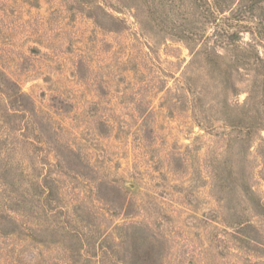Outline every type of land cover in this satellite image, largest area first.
Returning a JSON list of instances; mask_svg holds the SVG:
<instances>
[{
    "label": "rangeland",
    "instance_id": "obj_1",
    "mask_svg": "<svg viewBox=\"0 0 264 264\" xmlns=\"http://www.w3.org/2000/svg\"><path fill=\"white\" fill-rule=\"evenodd\" d=\"M93 1L103 26L76 0H0L1 70L39 111L33 145L0 121V232L20 223L0 233V264H123L125 222L152 227L160 264H264V0ZM182 28L207 40L172 36ZM234 117L260 127L249 137ZM23 154L59 158L48 210L47 168ZM73 219L92 223L96 250L58 249Z\"/></svg>",
    "mask_w": 264,
    "mask_h": 264
},
{
    "label": "trees",
    "instance_id": "obj_2",
    "mask_svg": "<svg viewBox=\"0 0 264 264\" xmlns=\"http://www.w3.org/2000/svg\"><path fill=\"white\" fill-rule=\"evenodd\" d=\"M76 4L78 5L79 10L83 12H88L89 17L95 18L96 22L100 25H104L103 21L96 16L95 11V5L93 0H76ZM100 7H98L99 9ZM94 10V11H93ZM99 12V11H97ZM104 18L108 19L111 18L114 22H117L120 24L123 22L122 19L112 16L108 13H105ZM103 28V27H102ZM152 29V28H150ZM172 36L178 38L182 41H202L205 42L207 38L203 34V31L199 30H186V28L178 29L172 31ZM196 56H200L201 54H206L207 58L209 60V63L212 64L214 61L212 56L210 54H207L205 51H196L194 52ZM258 61H261L257 58ZM1 64V63H0ZM2 65H0V95L4 96L5 107L3 109H0V121L2 123H5L10 129L8 130V135L11 137L10 141L11 144H15L17 142L22 143L23 145H26L27 143L31 145L32 143H38V140L35 141L34 139H30L27 135V129H32L31 127H28L26 125V122L29 119H31L35 124V119L38 116L39 111L35 107L34 101L25 94L21 87L16 83L14 80L9 78V76L5 75L2 72ZM209 83V82H208ZM207 83H204L199 88V92H205ZM195 94V93H194ZM205 96V95H204ZM202 101L204 102L205 97H201ZM207 99V98H206ZM215 100V99H213ZM257 116H255L256 119ZM231 119V118H230ZM235 119V117H234ZM231 126L234 130H237L238 128L246 129L247 135L250 137L251 134L255 132L256 129H258L259 122H249L247 125H243L240 118H237L235 120H232ZM258 121V120H255ZM34 130L37 129L36 126H32ZM37 138V135H36ZM243 141L241 138L239 141ZM264 140V139H263ZM33 145V144H32ZM17 146V145H16ZM16 146L12 147V150L16 149ZM32 148H34L32 146ZM35 147L34 149H36ZM252 148V147H250ZM261 148H264L262 145ZM10 150V149H9ZM11 151V150H10ZM34 152V151H33ZM51 155V154H49ZM24 158L26 157V167L28 169H35L38 174L43 176L42 170L44 168H47V173L45 174L44 179L41 180V182H37V188L40 189L42 192V196H45V199L47 201V205L42 204V208L46 210L49 206L55 203L54 194L55 189L53 188V178H52V169L55 166H58V163L55 164V161H58L59 158H57V154H54L53 160L49 158V156H45V160H41V155L39 154H23ZM54 161V162H53ZM24 174L28 177L27 173L24 172ZM37 176V175H36ZM30 178V177H28ZM28 183V190H31L33 188H36V186L32 185L31 182ZM16 192L11 191V206L14 208L10 209V212L12 214H16L15 212V204L13 201L15 200ZM27 198L30 197L27 194H24ZM56 197H59L58 194H55ZM37 197L40 198V195L37 194ZM38 207V206H37ZM258 208L262 210V214L264 215V206L258 205ZM41 209V208H40ZM48 210V209H47ZM12 218L9 221V224H5L4 227L1 230V235L5 237H14L19 234V230H17L18 225L20 224L19 221L17 222V218L11 216ZM75 218V217H74ZM77 218V217H76ZM84 221V220H83ZM86 223V225L82 224ZM92 223L87 219L85 222L77 221V219H73V222L68 220L64 226V228H60V231L63 232L65 240L62 244H59L58 249H66L70 254L73 255H79L81 252V249L83 246L92 245L93 249L96 250V245H94V242H90L91 238H89L90 234L88 232L89 226ZM105 225V224H104ZM22 228V227H21ZM20 228V229H21ZM23 229V228H22ZM85 229V231L83 230ZM116 230L119 233V236L116 238L117 243H115V247L120 248L125 255L123 258V264H160L163 260L162 256V244L160 240L158 239L157 235L155 234V231L150 227L148 224L138 223V222H125L118 224ZM107 233V235L113 236V233L111 232H101L98 228L97 234H103ZM27 237V236H25ZM105 237V236H104ZM96 240V239H95ZM103 243V242H102ZM110 248L109 246H105V243L102 244V248ZM132 250V251H131ZM41 254V253H40ZM67 255L68 262H61L59 260V264H73L70 261L69 255ZM96 255H94L95 257ZM30 259L28 262H33L36 259V256H28ZM64 257H66L64 255ZM86 262L88 260L85 259Z\"/></svg>",
    "mask_w": 264,
    "mask_h": 264
}]
</instances>
